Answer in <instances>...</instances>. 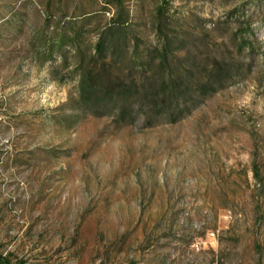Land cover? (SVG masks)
I'll return each instance as SVG.
<instances>
[{
	"label": "rangeland",
	"instance_id": "374dc122",
	"mask_svg": "<svg viewBox=\"0 0 264 264\" xmlns=\"http://www.w3.org/2000/svg\"><path fill=\"white\" fill-rule=\"evenodd\" d=\"M162 1L0 0L10 264H264V0H170L159 19ZM118 21L141 51L163 42L161 26L182 42L184 68L200 60L183 119L149 126L157 109L140 102L124 122L112 105L81 102L83 73L103 66L95 44ZM219 63L231 66L223 81ZM211 80L218 90L202 101Z\"/></svg>",
	"mask_w": 264,
	"mask_h": 264
},
{
	"label": "trees",
	"instance_id": "16d2710c",
	"mask_svg": "<svg viewBox=\"0 0 264 264\" xmlns=\"http://www.w3.org/2000/svg\"><path fill=\"white\" fill-rule=\"evenodd\" d=\"M162 2L163 5L157 11L159 19L166 16L165 7L170 5V0ZM123 22L118 21L99 36L91 59L103 66L99 73L91 72L94 76L83 73L79 81L81 102L91 110L112 105L124 122H133L137 118L133 112L140 102L139 107L151 106L154 107L152 111L157 109L145 116L149 126L155 123V119L164 123L183 119L197 106L195 99L182 100L181 95L189 85L194 68L199 67L200 60L190 62L189 59L190 66L184 68L183 61L178 59L182 42L177 37L164 34L161 26L157 33L165 35L162 37L163 42L153 47L147 46L141 51L139 40L127 34ZM249 45L251 43L243 38L239 48ZM124 68L135 70L133 72L136 74L123 78ZM212 72L214 75L216 73L213 78L223 81L230 76L231 66L219 63ZM217 90L214 81H207L199 88L198 97L203 101ZM0 264L10 262L0 255Z\"/></svg>",
	"mask_w": 264,
	"mask_h": 264
}]
</instances>
